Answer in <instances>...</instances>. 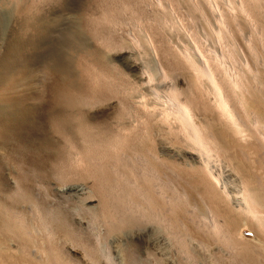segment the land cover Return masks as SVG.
Listing matches in <instances>:
<instances>
[{"label": "rangeland", "instance_id": "rangeland-1", "mask_svg": "<svg viewBox=\"0 0 264 264\" xmlns=\"http://www.w3.org/2000/svg\"><path fill=\"white\" fill-rule=\"evenodd\" d=\"M204 14H206L207 16ZM218 18L219 19L222 18L224 21L221 19V22L223 23L225 22L227 24L226 29L224 28L226 26L225 23H224L225 25L222 23L224 25L223 27L224 30L222 27L219 26V25L222 26V24L220 23V20ZM217 19L219 25L218 22H216ZM124 22L125 24H123ZM120 23L121 25H119ZM115 27H117L118 30L115 29ZM215 28L218 29V30L216 29L217 30L216 32H215ZM220 29L225 31L224 37L223 34H221L223 33V31L220 32L221 31ZM218 31L222 35L221 37H219L221 39L218 38V36H220L219 33H218L219 35L217 34ZM68 32H74V34L75 32H79L80 34L79 39L74 38L73 40H70L71 46L68 47L67 49L64 48L65 50H63L62 52L64 54L66 52L65 55H68L72 59L75 76L77 78L79 85L84 90L90 91L91 89H94L93 88L94 84L96 83V81L98 82V80L94 81L93 77L95 76V73L97 76L101 78V80L103 79L110 83L116 82L114 81L116 80L115 71L112 72L107 67H106L107 69L106 68L103 69V66L105 65L101 66L102 64L99 63V61L97 60L96 54L98 55V53L100 52L102 53V55L104 54L103 56H106L104 57L105 60L112 59V61L115 63V66L120 68L122 71H124L126 73V77H128L130 81L132 80L133 82H137V90L144 95L143 97L144 99L143 98L142 99L146 100L147 102H149V104H151L152 95L147 91L148 84L141 85L142 84L141 82H144V79L143 80L140 79V74H142V68H151L153 66L151 62L152 57L150 56H152L154 53H157V55L154 54L155 57L157 56L156 60L158 59L161 62V64L165 63L163 65V67L166 69L165 71L171 70L169 69L168 63L171 64L170 68L175 69L176 78H170V79L168 78L165 81H162L157 76V78L151 81L152 86L157 85V87L159 86V88L161 89L163 85L164 88L166 85L169 86L170 83L175 82V84L177 83L176 84L177 87L180 86L182 88V89L180 88V90H182L183 92L184 91L187 92V89L190 90L191 87V93L193 94H188L187 96L185 95L186 92H184V95L190 99L193 105H195V102H199V104H201V102L205 103V101L207 100V96L205 97L206 94L202 93V91L205 92V89L203 90L202 88V91L199 92L200 89L197 87V82L191 70L188 71L187 69L186 71L184 66H182L184 69L178 66V65H184L182 64L184 61L181 52L182 51L184 52V50L187 51L186 49L188 47L187 44H190L193 41L195 42L196 40L198 41L196 42L198 44L195 43L194 45H196L197 47V45L200 46L201 43L202 46L200 47L198 46L197 48H195L193 42L191 43L192 46L190 45V47H188V49H190V51L188 52L191 53V50L192 52H195L196 50L198 52H201V54L206 59H208V61L209 58H210V62L214 60L213 61L214 63L217 62V64L215 63V65L217 66L220 65V68H222L224 71L225 69L228 70V72L225 71L227 74L230 75L232 73L234 74V76H236V78L240 79L241 82L245 83V85L242 83L243 84L242 94L244 96L245 102H247L245 103L247 110L251 109L250 110L251 113L252 112L255 113L256 111L255 115H258L259 113L258 117L264 119V84L261 83L262 82L261 80L264 79V72H263L264 71V0H211V1L210 0H206V1L205 0H0V56L3 55L6 52V49L12 46V44L16 43L15 45H17V42H19L20 39L22 40V38L24 41H27L26 39H28L29 41L30 40L41 41L42 39L40 37L42 35L44 36L42 38L43 39L45 38V43L42 44L43 51L46 53L44 56L42 55L43 64L42 63L38 64L39 62L37 64H33L34 67H32L31 70L27 72V74L15 80L12 83V87H13L12 89L14 91H20L27 88L28 89L31 88V90H34L35 88H38L39 84L42 82L43 89L46 92H48L49 90L48 85L50 84L51 80H50V75L48 74V70L46 68L50 64L49 61H51L52 59L50 52L52 48L50 47H55V45L58 46L60 44L59 42H61V39L64 37V35L69 36V34H67ZM214 32L216 33V35H218L217 37L215 36ZM106 39L108 41L110 39V41L108 42ZM145 39L148 40L147 41L148 43L149 42L153 43V45L151 46V44L149 43L150 45L149 46L147 42H144ZM54 41L57 42L54 43ZM109 43L111 44V46L107 48L106 45ZM120 43H122V45L125 46L124 52H119L120 47L118 46V44ZM216 44L217 46H215ZM46 45H48L49 47L48 46L46 47ZM182 45L183 46L186 45L184 46L185 49ZM193 47L194 49H192ZM202 47L204 49L203 51L201 50ZM230 47H232L233 50L235 49V52H233V50ZM152 48H155L153 50H155L156 52L153 53ZM148 49L152 51L151 54L149 53ZM221 50H222V55L220 54ZM102 51H106V52H102ZM205 51H207L206 52L207 55H204ZM28 52H29L28 55L31 57L37 54L35 53V50H29ZM216 52H218L219 56H222L221 58L223 59L219 57L221 62L218 60L219 58ZM148 53L150 54L148 55L150 58L148 59L150 60L149 62L148 60L146 61ZM228 53L229 55L231 54L230 55L231 58L228 55L225 56ZM213 54L216 55V57L218 58L217 61L215 60L216 58H214ZM223 54L225 55L223 56ZM123 55H126V57H123ZM211 55H213L212 59H211ZM232 56L233 57L237 56L236 57L238 59L237 62L236 59L233 58ZM227 57L229 58L227 59ZM225 58L228 61V62L226 61L227 63L225 61H222ZM131 59L139 62L140 65L138 69L133 70L132 68L127 67V62L128 60L130 61ZM46 60L48 61L46 62ZM234 60L237 65L235 63L233 64ZM246 61L249 62V64L246 63L243 65V63H245ZM176 62L177 64H175ZM218 62L223 63L222 66L225 65L226 67L230 63L228 65V68L230 69H227L225 66L222 67L221 64H219ZM245 65H250V66H245ZM243 66L245 67L252 66L251 68L253 70L246 68V70H248L246 71L245 68L243 69ZM100 67H101L100 73L106 69L105 73L103 71L104 76L98 74ZM167 67L169 70L167 69ZM232 69L234 72L230 71ZM106 71L109 72L107 73ZM145 73H143L144 75L143 77H146ZM234 76L231 75V77ZM254 77H256V79ZM260 77H262V79ZM193 78L195 81L193 80ZM192 80L196 84L194 82H191ZM91 81L94 83L93 85ZM100 82H98L97 85L95 86L97 87V90H100L98 91V95H97L98 97L93 98L92 99L93 101L91 100L90 104L92 103L93 104L90 107L89 106L86 107L87 109L89 108L88 113L89 112L93 113V116L90 113L91 114L90 119L92 121H101L106 119L108 115L113 114V112H115L116 109H118L119 107L117 97L113 96L116 95V92H114L116 88L112 86L111 88L112 89L114 88L113 91L110 88V86L109 87L105 86V88H102V86L99 87L98 84L101 85ZM192 84L194 85V87H192L193 86ZM108 88L109 90L111 89L112 92L111 90L110 91L107 90ZM195 88L199 90L197 89L194 90ZM203 96L206 100L201 98ZM208 102H206L207 105L205 104L206 107L209 104ZM126 103L129 102L126 101ZM155 105L157 109L162 107L161 103H157ZM239 108H240L239 106L238 107L235 106V110H237L240 118L242 119L244 117L243 116L244 114L242 113L243 110ZM155 110L156 109H154L151 106L147 108L142 106L139 107L138 112L140 115H143L142 116L143 123L141 124L140 126L141 128L139 129H140V134L142 135L143 133L142 137L144 138L136 139L134 135L135 133L134 131L133 132H130L129 130H127L128 132L123 131L122 132L124 139L123 142L125 143L122 142L124 145H122L123 147L121 146V151L125 152L126 155L120 154L121 155L120 157L117 153L111 159H107V164L109 166L108 168H110L109 170L112 172V176L114 177V179H112L113 177L109 175L112 178L110 177L109 182L110 180L111 182L110 184L108 183V185H111L110 188L115 193H116L115 190L118 187L117 190L120 193L122 191L126 192V193L124 192L122 193L123 195L124 194L127 195V196L124 195L125 198H127L128 195H129L128 197L129 199L133 198V200H135L136 198H139V194L137 193H139L140 190L134 193V195L132 194L133 196L130 197L131 193L128 192L127 189L129 188V191H131L130 189H134L135 187L134 183L133 184L131 183L139 179L141 180L140 176L143 177L142 174H144L147 169H148L147 170L148 173L151 169H153L156 174L160 175L159 180L161 179L160 181L164 183V186L165 183L168 185V186L166 185L167 187L166 189L168 193L169 191L171 192L172 189H173L172 191L174 190L179 191L180 194L183 191L182 195L188 196L187 200L191 203L190 204L187 202V204H185L186 208L187 210H191L194 208L192 211L194 210L202 211V209L205 208V206L206 208L207 206L208 207L211 206V204L208 201L209 199L212 198L211 196L214 197L213 199L216 198L215 200H217L218 198V200L221 202V205H224L225 202L226 204L228 203L227 204L228 206L230 203L231 207L235 206L236 204V207L234 208L237 209L238 199H240L239 198L240 193L238 191L239 193L238 195L237 188L238 189L240 188L242 190L244 187V186L242 187L245 181V177L242 176L243 175L242 172L244 171H245L244 174H247L246 175L247 177L253 176L252 177L253 180L250 181L252 185L256 187L257 190L264 189V171H263L264 166L262 168V165L264 164L263 163L264 157L259 159V157L256 156L257 154L259 155L261 152H264V146L261 145L259 139H257L254 132H252L253 131L252 126L250 127L248 126V128L252 130L250 131V133L247 132L248 130L247 131L245 130L244 133H242L243 131L241 132L242 135L239 134L238 132H236L237 134L234 135L235 131L232 134L233 130H230L229 127H227L228 130L226 128H225L226 130L222 128V126L224 125L227 126V124H225L227 122H224V125H222L221 122H218L217 124V120L215 122V117H213L211 112H209L210 109L208 110V112L206 113L207 115L205 116L207 123L206 122L205 123L206 125H208L207 127L209 130L212 127L210 130V134L212 133L211 134L212 137L216 133L215 135L216 139L215 137L213 138L214 141L216 140L218 141L219 144L218 146H220L219 148H222L220 150L222 151L221 152L222 155L223 153L224 154L226 153L224 155L226 157L227 154L234 153L233 156H231L233 162L235 164H239V166L242 167L241 169L243 170V171L241 170L236 171L233 168L234 166L231 163L229 164L230 161H228L224 156H221V160L219 157L218 158L219 160L216 158L217 160H214L210 163V171H208L202 166L201 159H199L200 157L195 152V150H193L192 147H190L191 146L190 144H187L189 142L188 141L187 143L185 142L186 140H184V137L182 138L180 137L181 135L175 134L174 132L172 133L170 129L172 127H168L169 126L168 123H164V121H161L159 118H158L159 120L157 118L155 120L154 118H151L152 111ZM213 112L216 113L217 112L216 109H214ZM245 119L246 118L244 117L242 120L246 121ZM173 127L175 128L174 124ZM131 135L133 136V138ZM140 141H141L140 143L141 145L138 144ZM217 141L215 143H217ZM134 142H136L137 145L143 147V150L141 147L140 152L144 151L143 153L142 152L141 153L145 158L142 155H140L141 153H138L139 155H135L136 157L134 155L131 156L128 155V154H132L129 152L132 148H134L133 146L136 145ZM224 147H226L225 149H227L228 151L224 150ZM148 150L149 151L153 150V153L152 151L148 153L149 152ZM248 151L249 153H247ZM131 152L133 151L131 150ZM253 152H256L254 156H253L254 154ZM151 153L153 157L151 156ZM248 154L250 156H248ZM154 157L156 158V161L159 164H161V166L157 162H155ZM242 159L244 160L241 161ZM145 160L146 161L148 160L147 163L149 164L151 163L153 167L151 166V164L147 165ZM226 160L227 162H225ZM239 161L241 164L239 163ZM119 162L122 164L121 166L122 168L120 167ZM168 162L171 163L172 165L169 164ZM242 162H245L243 165L246 166H243ZM247 163L249 164L247 165ZM259 163L260 165L262 163L263 164L260 166ZM83 164L84 163L81 164L79 163L78 164L79 168H82ZM256 164L258 165V167ZM124 165H126V167H123ZM147 166H149V168ZM243 167H247V168L249 167L250 169L249 168L243 169ZM256 167L259 169L261 168V170L256 169ZM127 168H129L131 172H129L130 170L128 171ZM155 169L158 170L156 171ZM153 170H151L152 173ZM113 171L115 172L118 171V173H115ZM126 171L129 174L127 173L126 175ZM235 171L238 173H235ZM121 172L124 173V175H122ZM148 173L146 172L144 176H146V174L148 175ZM116 174L119 176H117ZM212 175H214L213 179H212L213 177ZM237 175L240 176L241 179L240 182L243 179L241 185L240 182H238L239 177L237 178L236 177ZM120 176H122L123 178ZM129 176L131 177L129 178ZM215 176L219 179V180L217 179L218 181L215 180ZM147 177L153 179V176L148 175ZM126 182H128V185H125ZM62 184H74L78 187L76 189L63 191L61 190ZM118 184L120 186H115L116 187L115 188L114 185H118ZM126 186H128V188L125 190ZM120 187H122L121 191H120ZM169 187L171 188L168 189ZM209 189L210 190L212 189V192ZM214 189L216 190V192ZM46 191H47L46 205L48 207L55 210H60V211L62 210L61 211L62 214L64 212L75 214L76 215V218L74 219L75 221H79V218H81L82 220L81 224H78L76 222L73 224L75 228L78 229L76 230V232L78 233L77 242L67 243L63 248L64 250L66 249V252L64 251L62 253L63 255L66 253L65 256L68 255L69 257H72V259H75L74 261L76 264H90V260L88 256H86L87 253L86 251H84L87 250V247H90L95 251H99V249L102 248L103 251L106 250V252H108V254L110 255L109 262H105V258L102 257L100 259L101 261H98L100 263L96 262L95 264L97 263L98 264H173V263L174 264H195V263L196 264L197 263L198 264L200 263L201 264H264V229H263L264 219L263 218L262 221H260L261 223H259L256 218L251 219V217H249V219H247L246 215H244L245 213H243L242 215L240 211H237V213L238 212L240 213L237 214L239 215V218L237 219L238 222L237 220H235L236 222L235 221L232 222V226L234 225L233 223H237V225L235 224L236 226L234 225L232 227L230 223L224 225L222 227L224 229H221L222 231L219 233V237L217 233H213L211 232L210 229H207L206 233L202 235L201 238L202 240H205L207 243L205 241H201L200 239V241L202 242L201 244V242L197 241L198 237L194 236V238L193 237L192 238L195 240V242L192 239L189 240V242L193 241L195 245H192L193 243L187 242L186 248L190 249L187 250L190 252H186V249H184L185 247L181 245L180 242L177 240L178 238L176 239L175 237L174 238L171 237L174 234V232H177L179 230V229L178 230L175 229L178 226L180 227L179 224L176 227H174L175 229L174 232L173 229H171V231L169 230L168 232L169 227L167 226L166 228L164 223L157 222V220L155 221L153 219L150 220L148 218L141 217V213L134 208L135 204H130V202H128L129 204L126 203L127 199L125 200L124 197L123 199L125 200V202L123 201L124 202L123 203L122 201H120L123 204H125L123 205L124 206L123 211L127 210L128 208V212H130L131 214L133 213L132 215L135 218L133 216L132 217L135 219V221L138 220V217L139 220L138 222L130 221V222H126L125 224L117 225L118 229L116 230L112 229L113 231L109 229L108 225L105 224V221L102 219V216L99 214L100 212L98 214L96 213V211L97 210L99 211L100 209L99 206L100 201L98 197V192L94 189L93 180L91 178L88 179L75 178L73 180L66 181V183L65 182L62 183V181H59L57 178H52V180H50V182L46 186ZM118 191H117V196H119ZM177 191L176 193L179 194V192ZM208 191L211 195L207 193ZM114 192L113 194L115 195ZM127 192L130 194H128ZM153 195H154L153 198H155L154 200L159 201V199H157L158 194L153 193ZM227 195L228 196L231 195V196L227 198ZM115 196H114L115 198L114 200L116 201ZM121 196L122 195H120V197ZM185 198L186 197H184V199ZM235 198L237 200H235ZM50 200L51 202H49ZM136 200L139 201V199ZM192 203H193V207L191 206ZM200 203L204 206L201 207L202 205ZM127 204L129 206L130 205L133 206L132 208H134V210L132 209L131 211H129L131 207H125ZM139 205L140 204H137L136 207L138 208ZM195 205L196 206L198 205V207H196ZM25 211L27 212L26 214H28L26 215L28 220H30L31 218L32 220H35L33 219L32 211L29 210L27 206H25ZM130 213L127 214L131 215ZM262 215L264 217V213ZM244 217L245 219L243 220ZM248 220L250 222H247ZM259 226L263 228L261 229ZM179 231L175 233L177 237L180 235ZM172 232H173L172 235L168 234ZM35 238H36V242L38 241L37 243L41 242L44 244V246L48 245V243L50 242V240L47 239V237L42 234L35 236ZM224 238H228L230 243L229 245L223 246L224 244L220 242L223 241ZM216 241L220 242V244L218 242L216 243ZM55 242L56 240H54V243ZM197 243H199L200 245ZM195 247L196 248L201 247V249L199 248L196 249ZM202 247L205 248L203 249ZM14 248H16V245L13 246V249ZM195 249L197 252L195 251ZM198 252H200L202 255ZM190 253L191 254L193 253V255L187 256ZM247 254H249L248 257H246ZM200 255L203 256V258H201Z\"/></svg>", "mask_w": 264, "mask_h": 264}, {"label": "bare ground", "instance_id": "bare-ground-1", "mask_svg": "<svg viewBox=\"0 0 264 264\" xmlns=\"http://www.w3.org/2000/svg\"><path fill=\"white\" fill-rule=\"evenodd\" d=\"M218 19L216 22H218ZM221 19L219 20H220V23L222 24L223 22H221ZM123 24H125V22ZM223 24L221 26L219 25V22H218V25L222 28L224 27L226 23L224 25ZM119 25H121V23ZM217 28H215V32L218 30ZM224 28L225 29L227 28V24ZM115 29H117V27H115ZM223 30H221L220 32H222ZM215 32L214 34L217 37L220 33L218 31L217 34L218 33L219 34L216 35ZM67 34H69V36L64 35V37L61 39V42H59L60 44L58 46L55 45V47H50L52 48L50 50L52 59L50 58L51 61H49L50 64L48 65V67L45 66L47 67L46 69L48 70V74L50 75V80H51L50 84L48 85L49 86L48 92H46L43 89L42 82L39 84L38 88L34 87L35 88L34 90H31V88L29 89L27 88V89L20 90V91H14L12 89L13 88L12 83L18 78H20L21 76H24L25 74H27V72L30 71L32 67H34L33 64H37L38 62H39L38 64L42 63V55L44 56L46 54L42 48L43 46L42 44L45 43V38L44 39L42 38L44 37L43 35L40 37L42 39L41 41H35V40L29 41L28 39H26L27 41H24L23 38L21 37L22 40L20 39V41L17 42V45H15L16 43L12 44V46L6 49V52L0 56V264H76L74 261L75 259H72V257H69L68 255L65 256L66 253L64 255L62 253L64 251L66 252V249L64 250L63 248L67 243L77 242L78 233L76 232V230L78 229H76L73 224L75 222L78 224H81L82 220L81 218H79V221H75L74 220L76 218L75 214L67 213L64 211H63L64 213L62 214L61 213L62 210L61 211L55 210L46 205L47 204L46 186L50 182V180H52V178H57L59 181H62V183L64 182L66 183V181L73 180L75 178H87V179L91 178L93 180L94 189L98 192V197L100 201V205H99L100 209L99 211L97 210L96 213L98 214L100 212L99 214L102 216V219L105 221V224L108 225L109 229L116 230L118 229L117 225L125 224L126 222H130V221L131 222L135 221L134 219L135 217L132 215L133 213L131 214L130 212H128V208L127 210L123 211L124 209L123 205H125L123 203L127 199L126 203L130 202V204H135L134 208L141 213V217H145L150 220L153 219L155 221L157 220V222L164 223L166 228L167 226L170 228V229L168 228V232L169 230L171 231V229H173V232L175 229L177 230L179 229L180 231L179 230L178 231L180 235L178 237L175 234L178 232L177 230H176L177 232H174V234L173 232L168 233V234L169 235L173 234L171 236L172 238L174 237L176 239L178 238L177 240L180 242L181 245L185 247L184 249H186V252H190V251H187L190 249L186 248L187 242L193 243L192 245H195L194 244L195 240L193 239L194 236L198 237L199 239V240L197 239L198 242L205 241L201 239L202 235L206 233L207 229H210L211 232L217 233L219 237V233L222 231L221 229H224L222 228L224 225L230 223V225L232 226V222H234L235 220L239 218V215L237 214L242 213L243 215V213H245L244 215H246L247 219H249V217H251V219L256 218L258 222L261 223L260 221H262V218L264 219L262 215L264 213V189L263 190L259 189L260 191L257 190L256 187L252 185L250 181V180H253L252 178L253 176H250L252 179L250 177H247L246 176L247 174H244L245 171L242 172L243 173L242 176L245 177L244 184L242 183L243 184L242 187L243 186L244 187L242 190L240 188L239 189L237 188V193L238 191L240 193V197L238 196L240 199H238V204H237L238 210L234 208L236 207V204L235 206H232L233 208L231 207L230 203L228 206L227 205L228 203L226 204L225 201H224L225 204L221 205V202L218 200V198L217 200H215L216 198L213 199L214 198L213 196H211L212 198L210 197L211 199L208 198L209 199L208 201L211 204V206L209 207L207 206V208L205 206V208H203L204 210L202 209V211H195V210L192 211L194 208L191 210H187L185 204H187V202L190 203L187 200L188 196L182 195L183 191L180 194V192L177 190H174L175 192L172 191L173 189L171 190V192L169 191L168 193L166 189L167 184L165 183V186H164V183L160 181L161 179L159 180L160 175L156 174L154 170L151 168L150 169L153 170L154 174L151 172V170L149 171L150 173L149 174L147 171L148 170L147 168H146L147 169L146 172L148 173V175L153 176V179L147 177L148 176L147 174L146 176H144V174L146 173L145 172L144 174H142L143 177L140 176L141 180L140 179L137 181L134 180L135 182L131 183V184L134 183V186H135L134 189H130L132 192L129 191L128 186L125 187V190L128 188L127 189L128 192L131 193L130 194L127 192L128 194H130V197H132L134 193L140 190L139 193H137L139 194V198H136V199H139V201L136 199L133 200V198L129 199L128 198L129 195L127 198H125L124 195L125 196L127 195L126 194L123 195L122 193L123 192L126 193V192L122 191L120 193L117 190L118 187L117 188L115 187V186H120L119 184L114 185V187L116 188L115 190L116 193L110 188L111 185H108V183L110 184L111 182V180L109 182V179L112 176V172L109 170L110 168H108L109 166L107 164V159H111L117 153L120 157L123 154L126 155L125 152L121 151V146L124 145L123 143H125L123 142L124 139H123L122 132L127 131V130H129L130 132L134 131L135 132L134 135L136 139L144 138L142 137L143 133L141 135L140 129H139L141 128L140 126L143 123L142 122L143 115H140L138 112V109L140 106L145 107V108L151 106L154 109H156L155 110L156 113L155 111H152L151 118H154V120L156 118L157 119L159 118L161 121H164V123H168L169 124L168 127H172L170 128L172 133L174 132L175 134L181 135L180 137L182 138L184 137V140H186L185 142L186 143L187 141L189 142L187 144H190L191 146L190 145L189 146L192 147L193 150H195V152L200 157L199 159H201L202 166L208 171H210V163L212 161L217 160L219 157L221 160V156H224L226 154V153L225 154L223 153L222 155L221 153L222 151H220L222 148H219L220 146H218L219 145L218 141L216 140L217 143H215L216 141H214V138H213L215 137L216 139V136H215L216 133L212 137L211 136L212 133L210 134V130L212 127L209 130L207 127L208 125H206L207 121H206L205 116L207 115L206 113L208 112L209 109H210L209 112H211L212 116L215 117V122L217 120V124L218 122H221L222 125H224V122H227L225 123L227 124V126L224 125L222 126V128L224 129L226 128L228 130L227 127H229L230 130H233V132L231 131L232 134L235 131L234 135L237 134L236 132L241 134V132L243 131L242 133H244L245 130L246 131L248 130L247 132L250 133V131L252 130L248 128V126L249 127L252 126L253 127L252 132H254L257 139H259V141L261 142V145L264 146V119H262L261 117H258L259 113L258 115H255L256 111L255 113L252 112L253 113L252 115V113L250 112L251 109L247 110L246 105H245V103L247 102H245L244 96L242 94V86L243 84L245 85V83L241 82L240 79L236 78V76H234V74L231 73L233 69L230 70L231 74L229 75L225 72V71L228 72V70L225 69L224 71L222 68H220V65L219 66L215 65V63L217 64V62L214 63L213 62L214 60L211 61L213 63L212 64L210 62V58L208 61V59H206L201 54V52H198L197 50L195 52H192L191 50V53H189L188 51H190V49H188V47H190L191 43H193L194 41L193 42L190 41L191 43L188 42L190 44L186 43L188 46L186 48L187 51L184 50L185 49L184 46L186 45L184 46L182 45L184 47L183 49L184 52L182 51L181 54L183 56V61H184L182 64L184 65H178V66L180 68L184 66L186 71L187 69L188 71L191 70L197 82V87L200 89L199 90L195 88L194 90L197 89L199 90V92H201L203 88V90L205 89V92L202 91V93L206 94L205 97L207 96V100L204 98V96L201 97L206 100L205 103L201 102V104H199V102H195V105H193L190 99L185 96V95L188 96V94H193L191 93V87H190V90L187 89V92L184 91L186 92L184 95V92L180 90L181 87L180 86L177 87L176 85L177 83L175 84V82L170 83L169 86L166 85L164 88H163L164 86L163 85L162 86L163 89L162 88L160 89L159 86L157 87V85L152 86L151 81L157 78V76L162 81H165L168 78L169 79L176 78L175 69L170 68L171 64L168 63L169 69L171 70H169L167 67L169 71H165L166 69L163 67L165 63L161 64V62L158 59L156 60L157 56L155 57V55H157V53H154L156 52L155 50H153L155 48H152L153 53L155 54V55L153 54L152 56H150L152 57L151 62L153 66L151 68H142V74H140V79L142 80L144 79V82H141L142 84L141 83L140 84L141 85L148 84L147 91L152 95V100H151L152 102L151 104H149V102H147L146 100H143L144 95L137 90V82H133L132 80L130 81L128 77H126V73L122 71L120 68L115 66V63L112 61V59L105 60L104 57L106 56H103L104 54L102 55V53L99 52L98 55L96 54L97 57L96 56L94 57H96L99 63L102 64L101 66L105 65L103 66V69L107 67L112 72L115 71L116 80L114 81L116 82L110 83V82H107L106 80H103V79L101 80V78L97 76L96 73H95V76L93 75L94 81L96 80H98V82L101 81L100 82L101 85L98 84V86L99 87L102 86V88H105V86L106 87L110 86V88L114 86L116 88L115 91L113 90L114 88L113 89L111 88V89L114 92H116V95H113V96L117 97L119 107L118 109H116L115 112H113V114L108 115L106 119L101 120V121H92L90 117H91V114L93 116V113L91 112L88 113L89 108L87 109L86 107L88 106L90 107L93 104V103L90 104L91 100L95 97H98L97 96L98 91L100 90H97V87H95L98 82L96 81V83L94 84L92 82L93 78L91 79L92 85L94 84L93 86L94 89H91L90 91L82 89V87L79 85L77 78L75 76V73H74L72 59L68 55H65L66 52L64 54L62 51L65 50L64 48L67 49L68 47L71 46L70 40H73L74 38L79 39L80 34L79 32H75V34L74 32H68ZM221 34H223V37H224L225 31H223V33ZM221 34L220 36H218V38L222 36ZM145 40L144 42L148 41L147 39ZM56 42L54 41V43ZM196 42L198 41L195 40L193 45ZM149 43L147 42L148 45ZM150 44L151 46L153 45V43H150ZM47 46L48 45H46V47ZM106 46L107 48H109L111 44L109 43ZM118 46L120 47L119 52L125 51L124 49L125 46L122 45V43L118 44ZM194 46L195 48H197L199 45H197V47L196 45ZM200 46H202L201 43H200ZM215 46H217V44ZM230 48L233 50L232 47ZM192 49H194V47ZM29 50H35V53L37 54L35 56L32 54L33 57H31L28 55ZM201 50L202 51L204 50L203 47ZM102 52H106V51H102ZM151 52L152 51L149 50L150 54ZM206 52L207 51L204 52L205 53L204 55H207ZM233 52H235V49L233 50ZM149 53L147 54L146 61L150 59L148 56L150 55ZM216 53L218 55V52ZM220 54L222 55V50ZM213 55H211V59L213 58L212 57ZM224 55L225 54H223V56ZM227 55L230 56L231 54L229 55L228 53L225 56ZM123 57H126V55H123ZM219 57L221 58L222 56L218 55V58ZM236 57H233V58H235L237 62L238 59ZM214 58H216L215 60L217 61L218 58L216 57V55H214ZM220 58L218 59L219 61H220ZM228 58L229 57H227V59ZM225 59L222 61L226 62L227 59L226 60ZM47 61L48 60H46V62ZM149 61L150 60H148V62ZM220 62L218 63L221 64L222 66L223 63H220ZM234 63H235V60L233 61V64ZM246 63L249 64V62L246 61L245 63H243V65ZM175 64H177V62ZM139 65H140L139 62H137L136 60L131 59L130 61L128 60L127 62V67L132 68L133 70L138 69ZM228 65L227 67L225 65L224 66L227 69H230L228 68ZM245 66H250V65H245ZM245 66H243V69L245 68V70L246 68H249L250 70L252 69L251 68L252 66L251 67H245ZM184 68L182 67V69ZM105 70H103L104 73H105ZM100 71H101V67H100L98 74H101V76H104L103 71L101 73ZM112 72H111V75H112ZM143 73H145L146 77H143L144 76ZM231 75H233L234 77H231ZM256 77L254 78L256 79ZM260 78L262 79V77ZM193 80L191 82L195 81ZM261 81H262L261 83L264 84V79H262ZM192 87H194V85ZM107 90H109V88ZM126 101L129 103H126ZM206 102L209 103L207 107L205 106ZM157 103H161L162 107L157 109L155 105ZM235 106L237 107L239 106L240 107L239 109L243 110L242 113L244 114L243 116L246 118L245 119L246 121L242 120L244 118L243 116H242L243 117L242 119L240 118L239 113L237 112V110H235ZM214 109H216L217 111L216 113L213 112ZM173 124L175 128L173 127ZM246 126L248 129L246 128ZM150 131H153V130H150ZM136 142L134 143L136 144ZM140 143L141 141L138 144ZM228 143H229V140H228ZM213 144H216V145H213ZM126 147H127V144H126ZM133 147L134 148L131 149L133 152H131V150L129 152L132 154H128V155L135 156V155H139L138 153L142 152V151L140 152L142 146H139L136 144ZM225 148L226 147H224V150H227ZM147 149H150V148H147ZM142 150H143V147H142ZM150 151H152L153 153V150H150ZM150 151L148 153H150ZM142 153L140 155H142ZM152 153H151V156H152ZM247 153H249V151ZM253 153H254L253 154L254 156L256 152H253ZM233 154L232 153L227 154V156L226 157L224 156V157L228 161H230L229 164L231 163L234 166L233 168L236 171L237 170L243 171L241 169L242 167H240L239 164H235L233 162L232 157H231L233 156ZM248 156L250 155L248 154ZM256 156H258L259 159L263 158L264 152H261L259 155L257 154ZM154 160L155 162H157L156 158ZM227 160L225 162H227ZM243 160L244 159H242L241 161ZM147 162L148 160L146 161V163ZM79 163L80 164L84 163L82 168H79L78 166ZM244 163L245 162H242V165ZM148 164L149 163H147V165ZM248 164L249 163H247V165ZM159 165L161 166V164ZM121 166L122 164L120 163V167ZM165 166H166V163H165ZM243 166H246V165H243ZM263 166L264 164L262 165V168ZM123 167H126V165H124ZM147 167L149 168V166ZM257 167L256 169H259ZM245 168L247 167H243V169ZM127 169L128 171L130 170L129 168ZM259 170H261V168ZM236 171L235 173H238ZM129 172H131V170ZM115 173H118V171ZM127 173L128 172L126 171V175ZM121 174L124 175V173L122 172ZM210 176H211V173H210ZM212 176H213L212 177L213 179L214 175ZM216 176H215V180L218 181L219 180L217 178L218 176L217 177ZM130 177L131 176H129V178ZM236 177L237 178L239 177L238 182H240L241 180L240 176L237 175ZM112 179H114V177ZM124 179H123V182H124ZM151 179L154 182H152ZM151 182H152V185H151ZM241 182H240V185H241ZM125 185H128V182H126ZM77 187L78 186L74 184H62L61 190L63 191L72 190V189H76ZM121 188L122 187H120V191H121ZM170 188L171 187H169L168 189ZM117 191L119 192V196H117ZM176 191L179 192V194L176 193ZM210 191L212 192V189ZM113 192L115 193L116 196L113 194ZM153 193L158 194L157 195L158 198L157 196L156 198L159 199L160 202L158 200H157L158 202L154 200L155 198H153L154 197ZM207 193L210 194L209 191ZM120 195H122L121 196L122 198L120 197ZM114 196L116 197V201L114 200L115 199ZM230 196L227 195V198ZM123 197L125 198V200L123 199ZM184 197L186 198L184 199ZM235 200L237 199L235 198ZM120 201L122 202L124 201V202L122 203ZM49 202H51V200ZM128 204L125 207H131L129 211H131L132 209L134 210V208H132L133 206L131 205L129 206ZM137 204H140L138 208L136 207ZM25 206H27L28 209L32 211L33 219L35 220H32V218L30 220L27 219L26 215L28 214H26L27 212L25 211ZM191 206L193 207V203ZM203 206L204 205H202L201 207ZM196 207H198V205ZM237 211H240V213L239 212L237 213ZM127 213H130L131 215ZM244 219L245 217L243 218V220ZM138 220H139V217H138ZM138 220L135 222H138ZM247 222H250V221L248 220ZM178 224L180 225V227L179 226L176 227ZM233 224L237 225V223H233ZM174 227L176 228L174 229ZM259 227L261 228V226ZM41 234L45 235L47 239L50 240L49 243L47 242L48 245L44 246L43 243L41 242L37 243L38 241L36 242L35 236H38ZM191 239L194 240V242L193 241L189 242V240ZM54 240H56L57 243L56 242L54 243ZM217 242L218 241H216V243ZM220 242L224 244L223 246L230 244L228 238H224V240ZM220 242L218 243L220 244ZM14 245H16V248L13 249ZM204 245H201V246H204ZM198 248L201 249V247H198ZM84 251H86L87 253L86 256H88L90 260V264H95L96 262L101 261L100 259L102 257L105 258V262H109L110 260V255L108 254V252H106V250L103 251L102 248H100L99 251H95L94 249L87 247V250H84ZM193 253L192 254L190 253L187 256H192ZM248 255L249 254H247L246 257H248ZM201 258H203V256H201Z\"/></svg>", "mask_w": 264, "mask_h": 264}]
</instances>
